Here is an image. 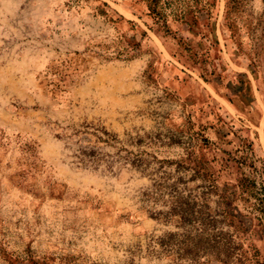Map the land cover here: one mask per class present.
<instances>
[{
    "label": "rangeland",
    "instance_id": "1",
    "mask_svg": "<svg viewBox=\"0 0 264 264\" xmlns=\"http://www.w3.org/2000/svg\"><path fill=\"white\" fill-rule=\"evenodd\" d=\"M148 2L0 0V264H228L218 194L248 142L264 159V0Z\"/></svg>",
    "mask_w": 264,
    "mask_h": 264
},
{
    "label": "trees",
    "instance_id": "2",
    "mask_svg": "<svg viewBox=\"0 0 264 264\" xmlns=\"http://www.w3.org/2000/svg\"><path fill=\"white\" fill-rule=\"evenodd\" d=\"M159 1L149 0L147 5L149 13L156 18V21H162L166 16L159 6ZM243 152L241 161L232 159L234 162H239L237 167L241 169L240 176L233 183H228V190L218 194L220 199L228 201V210L222 211L228 220V264H264V258L261 259L258 249L253 244H249L245 250L243 242L237 241L248 240L252 234L264 237V186L258 185L255 180L256 177L264 175V159L256 157L253 142H248ZM186 155L185 166L182 167L194 170L193 177L199 175V170L193 168L195 160L192 159L191 152L188 151ZM79 159L80 164L96 166L100 158L93 157L92 154L81 149ZM237 199L243 202L245 212L233 206ZM182 204L186 206L187 213H193L189 199L184 200ZM209 217V221H217L214 216L209 215Z\"/></svg>",
    "mask_w": 264,
    "mask_h": 264
}]
</instances>
